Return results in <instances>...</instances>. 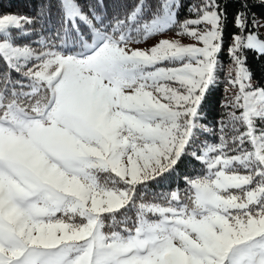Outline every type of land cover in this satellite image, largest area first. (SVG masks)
<instances>
[{
  "label": "snow or ice",
  "instance_id": "6c2138e0",
  "mask_svg": "<svg viewBox=\"0 0 264 264\" xmlns=\"http://www.w3.org/2000/svg\"><path fill=\"white\" fill-rule=\"evenodd\" d=\"M256 6L0 0V264H264Z\"/></svg>",
  "mask_w": 264,
  "mask_h": 264
},
{
  "label": "trees",
  "instance_id": "16d2710c",
  "mask_svg": "<svg viewBox=\"0 0 264 264\" xmlns=\"http://www.w3.org/2000/svg\"><path fill=\"white\" fill-rule=\"evenodd\" d=\"M3 2L5 4L10 3L11 5H13V7L10 9L12 11H19L22 13H28L30 11V9L26 7V5L28 4V0H3ZM252 12L255 13L256 17L260 18L264 22V7L256 6L252 9ZM250 28H251V24H250ZM220 59L223 61V65L225 68V65L229 62L225 52L220 53ZM221 77H223V72H221ZM224 83L225 82L223 81V79H221L220 84L216 87L214 95L217 100L221 99L224 95Z\"/></svg>",
  "mask_w": 264,
  "mask_h": 264
},
{
  "label": "rangeland",
  "instance_id": "374dc122",
  "mask_svg": "<svg viewBox=\"0 0 264 264\" xmlns=\"http://www.w3.org/2000/svg\"><path fill=\"white\" fill-rule=\"evenodd\" d=\"M256 23H257V27L254 28L253 31H256L259 34L260 38H264V22L260 18L256 17ZM166 36L167 38H173L174 33H171V32L167 33ZM152 42H153L152 40H149L148 44H151ZM185 42H187V40ZM140 46H143V45H140ZM227 65L228 63L225 65V69L227 68Z\"/></svg>",
  "mask_w": 264,
  "mask_h": 264
}]
</instances>
